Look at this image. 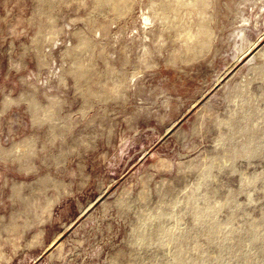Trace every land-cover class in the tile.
<instances>
[{
    "label": "rangeland",
    "instance_id": "374dc122",
    "mask_svg": "<svg viewBox=\"0 0 264 264\" xmlns=\"http://www.w3.org/2000/svg\"><path fill=\"white\" fill-rule=\"evenodd\" d=\"M112 1L0 0V264H264V0Z\"/></svg>",
    "mask_w": 264,
    "mask_h": 264
},
{
    "label": "bare ground",
    "instance_id": "6f19581e",
    "mask_svg": "<svg viewBox=\"0 0 264 264\" xmlns=\"http://www.w3.org/2000/svg\"><path fill=\"white\" fill-rule=\"evenodd\" d=\"M124 0H114V1H112L113 2V4L115 5V6H118L120 3H122ZM111 2V3H112ZM151 6V5H150ZM149 7V6H148ZM142 16H144V15H142ZM148 18V17H147ZM146 19V18H145ZM149 19V18H148ZM147 19V20H148ZM144 20V19H143ZM150 21V20H149ZM189 38V37H188ZM256 43H257V41H253V42H248V44L246 45V47L244 48V51L242 52V53H240V55H238L237 57H235V59H234V61L236 62V61H238V60H240L242 57H244V56H247V55H249L251 52H252V50L253 49H255V47H256ZM257 53H260V51L259 50H257L256 52H254V53H252L251 55H250V57H249V61L250 60H252V58L253 57H255L256 55H257ZM234 63V62H233ZM230 70V69H229ZM225 73V72H224ZM220 77V76H219ZM221 78V77H220ZM219 79V78H218ZM192 264H196L195 262L194 263H192Z\"/></svg>",
    "mask_w": 264,
    "mask_h": 264
}]
</instances>
